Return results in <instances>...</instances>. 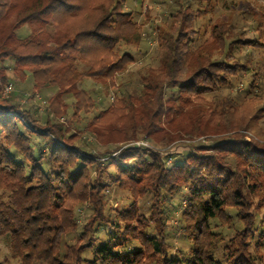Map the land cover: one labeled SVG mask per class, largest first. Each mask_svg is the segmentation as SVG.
I'll use <instances>...</instances> for the list:
<instances>
[{
	"label": "trees",
	"instance_id": "trees-1",
	"mask_svg": "<svg viewBox=\"0 0 264 264\" xmlns=\"http://www.w3.org/2000/svg\"><path fill=\"white\" fill-rule=\"evenodd\" d=\"M172 2L168 31L156 35L158 67L134 95L85 117L96 102L79 82L113 87L133 62L122 45L142 31L126 0H0V235L19 264H258L250 247L264 246V107L250 106L261 100L254 82L243 93L232 86L250 67L237 51L260 43L246 25L217 22L193 45L210 0ZM23 24L30 33L20 38ZM27 78L35 90L57 86L44 114L15 89L4 93ZM224 91L219 109L203 107ZM69 94L76 131L58 120ZM83 131L106 147L93 151ZM138 134L154 147L127 145ZM181 139L178 158L160 155ZM113 185L127 192L110 209ZM178 226L190 247L173 257L167 233Z\"/></svg>",
	"mask_w": 264,
	"mask_h": 264
},
{
	"label": "rangeland",
	"instance_id": "rangeland-1",
	"mask_svg": "<svg viewBox=\"0 0 264 264\" xmlns=\"http://www.w3.org/2000/svg\"><path fill=\"white\" fill-rule=\"evenodd\" d=\"M173 4L174 3L172 0H126V4L124 6L125 9L133 13V18L141 25L142 31L140 37L135 40L134 44L122 45V52L128 53L131 57H133V62L127 64L121 71L115 74L113 87L95 82L87 77H84L79 82V86L82 89L88 91L96 102L93 111L87 114H82L83 116L91 117L92 115L97 114L100 110L108 107L109 102L114 100L116 96H126V94L134 95L140 88L141 79L146 77V75L149 73V69L158 67L160 64V49L157 45L156 35H166V32L168 31L167 29L172 21L171 17L169 16V12L172 10ZM210 4L211 9L207 13L203 14V16L200 17L196 22L195 37L192 41L193 45H198L204 39H206L211 27L217 22H236L246 25L249 29V34H253L255 43L259 42L260 45H255L253 43L254 47L246 46L237 51V55L241 58V60H246L250 67L248 70H243L241 78L237 77L233 79L232 88L238 89V91L243 93L246 91L245 87H247L246 85L248 82H254V85H258V90H254L255 92H258L256 97L261 98V100L258 103H256V101H251L250 106L253 108L260 104L264 107V0H210ZM47 29L52 31L53 24L49 23ZM29 33L30 29L27 24L21 25L16 30V34L20 38L27 37ZM76 65L81 71L86 68V64L84 62H77ZM12 84L8 85L11 86L8 90H6V87L8 86L5 87L4 93L7 94L15 89V93L18 94L17 99L23 102V105H29L26 97H30L31 101L37 106L39 112L42 114H44L46 107L45 101L57 91V86L35 90L33 88V82L30 78H27L24 82H14ZM19 94L22 96H19ZM205 97L208 103H204L205 106L203 107H205L207 110H212L213 108H220L221 104L226 102L227 92L224 91L223 94L218 96V98L211 95H205ZM73 101L74 100L70 94L63 97V102H65L67 105V112L64 117H60L58 120L68 126L70 130L76 131V126L79 124L74 120L69 121L70 114L72 112ZM135 105L137 106L138 103ZM81 123H84V121ZM176 123L178 124L177 121ZM209 125L210 126L207 127L210 130L214 128L213 126L215 125V122L213 121ZM261 125L264 126V117L261 120ZM167 129L170 130L168 127ZM241 132L245 134V140L257 138L249 131L242 130ZM83 136H85V139L91 145H94V148L92 149L93 151L102 150L107 145L105 142H99V144L96 143L93 134H90L88 131L84 132ZM214 136L215 137H213V135L211 137L207 136L203 139L197 138L193 141H197V143L202 142L210 144L216 141V139L220 138L219 136L221 135L217 134ZM187 142L188 140L181 139L174 141L164 148L161 147L159 148L160 155L167 157V161H172L175 158H178V156H180L185 151L187 147L184 144ZM111 144L114 145L117 143ZM134 144L154 147L153 141L148 138H143L139 134L137 135L135 141L133 140L127 145ZM115 154L116 153H113L112 155ZM125 192L127 191L118 190L116 185L111 187V194L108 201L110 209L115 208L117 205H119V203H121L118 200L119 198L124 197ZM118 194L119 197L116 196ZM145 206V203L144 205L142 204L143 208ZM177 212L178 210L172 211L168 221L170 225L177 224ZM109 213L111 217L114 215L113 212ZM167 239L173 244L171 245L169 251L170 256L178 257L180 252H183L188 249V247H190V242L186 239L185 234L183 233L180 226L175 229H170L167 233ZM94 241L95 238L91 240V242ZM253 242L254 241L251 243ZM253 244L250 248L257 263L264 264V246L260 247L259 249H255ZM9 248L10 247L6 237L4 235H0V264H19L17 259L11 256Z\"/></svg>",
	"mask_w": 264,
	"mask_h": 264
},
{
	"label": "built area",
	"instance_id": "built-area-1",
	"mask_svg": "<svg viewBox=\"0 0 264 264\" xmlns=\"http://www.w3.org/2000/svg\"><path fill=\"white\" fill-rule=\"evenodd\" d=\"M10 88V86L6 87V90H8Z\"/></svg>",
	"mask_w": 264,
	"mask_h": 264
}]
</instances>
